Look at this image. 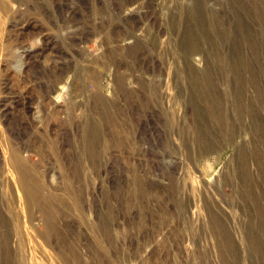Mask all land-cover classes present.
Returning a JSON list of instances; mask_svg holds the SVG:
<instances>
[{"label": "rangeland", "instance_id": "374dc122", "mask_svg": "<svg viewBox=\"0 0 264 264\" xmlns=\"http://www.w3.org/2000/svg\"><path fill=\"white\" fill-rule=\"evenodd\" d=\"M0 264H264V0H0Z\"/></svg>", "mask_w": 264, "mask_h": 264}, {"label": "bare ground", "instance_id": "6f19581e", "mask_svg": "<svg viewBox=\"0 0 264 264\" xmlns=\"http://www.w3.org/2000/svg\"><path fill=\"white\" fill-rule=\"evenodd\" d=\"M16 162H17V161H16ZM26 181H27V180H26ZM25 184H26V183H25ZM25 184H24V185H25ZM26 186H29V185H26ZM28 188H29V187H28ZM28 188H27V190H28ZM23 191H24V190H23ZM28 191H29V190H28ZM24 194H25V193H24Z\"/></svg>", "mask_w": 264, "mask_h": 264}]
</instances>
